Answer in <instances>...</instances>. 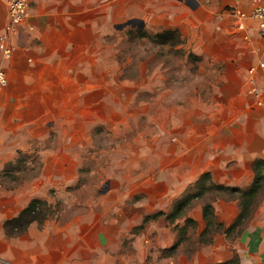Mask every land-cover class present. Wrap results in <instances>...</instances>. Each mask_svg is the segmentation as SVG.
I'll return each instance as SVG.
<instances>
[{"label":"rangeland","instance_id":"374dc122","mask_svg":"<svg viewBox=\"0 0 264 264\" xmlns=\"http://www.w3.org/2000/svg\"><path fill=\"white\" fill-rule=\"evenodd\" d=\"M91 8L96 13L86 12L85 29L72 34L74 45L63 62L30 61L40 41L27 23L13 40L12 58L5 60L0 53L7 77L0 89V186L21 204L31 198L51 203L58 210L49 219L54 221L60 216L94 218L100 210L127 215V204L141 201L155 211L168 188L158 171L175 168L173 156L192 155L194 91H204L208 81L220 84L240 52L235 36L239 19L231 0H85V9ZM7 22L5 11L0 33ZM167 30L176 34L166 43L140 37L141 31ZM61 38L46 36L55 44L50 51L62 55L65 49L57 47ZM197 189L188 185L176 205L240 199L238 192L208 184ZM263 200L264 182L250 211ZM204 223L201 230L192 222V243L183 247L184 254L226 234V225ZM121 247L122 254L130 252L122 263L131 258L140 264L155 252L145 257L140 243L134 249L125 239Z\"/></svg>","mask_w":264,"mask_h":264},{"label":"crops","instance_id":"0c3cea01","mask_svg":"<svg viewBox=\"0 0 264 264\" xmlns=\"http://www.w3.org/2000/svg\"><path fill=\"white\" fill-rule=\"evenodd\" d=\"M231 2L250 19L253 4L249 0ZM92 10L95 14L96 9H85V0H32L28 14L34 20L27 21L32 30L28 32L40 42L34 44L38 52L31 53L34 59L30 61L53 65L56 58L63 62L66 52L74 45L69 42L73 41L72 34L84 31L86 12ZM5 11V2L0 0V15H5ZM235 28L239 55L232 71L222 74L220 84L208 81L204 91H194L192 155L173 156L175 168L158 171V176L162 174L160 182H165L168 188L157 199L156 210L148 211L146 203L141 201L127 204V215L116 216L111 210L106 213L100 210L94 218L60 216L42 226L31 223L23 233L8 237L3 222L15 217L30 199L21 204L12 191L0 186V264H137L131 262V258L129 262H120L125 255L121 247L124 239L129 240L134 249L140 243L145 257L155 250L152 259H143L140 264H217L230 259H235L236 264H264V200L249 212L234 234L215 235L212 241L188 254L183 253V247L192 243L189 241L192 222L187 223V219L204 229L201 205L192 207L191 200L177 216L166 217L174 212L177 197L188 185H192L194 191L200 185L211 183L248 189L254 178L253 161L264 160V71L258 68V62L264 60V38L255 20H238ZM51 33L62 34L57 46L65 49L62 55L50 51L55 44L51 39L46 40V36L50 38ZM259 95L260 104L256 102ZM203 174H208L210 179L198 182ZM210 204L216 223L229 226L240 213L238 198ZM156 212L163 214L140 228L143 217ZM179 219H184L183 225L177 224ZM182 226L186 228L184 234L180 233ZM178 239L175 250L161 256V252L169 250Z\"/></svg>","mask_w":264,"mask_h":264},{"label":"trees","instance_id":"16d2710c","mask_svg":"<svg viewBox=\"0 0 264 264\" xmlns=\"http://www.w3.org/2000/svg\"><path fill=\"white\" fill-rule=\"evenodd\" d=\"M176 34V30H167L162 32H157L153 35H147L144 31H141L140 37L149 36L157 43H166L169 42V36ZM252 170L254 173L253 183L252 185L245 190L238 189L236 187H226L223 185H216L211 183L210 185L215 187L219 190H226L230 192H238L240 193L239 205H240V213L238 214L236 220L225 228L226 235L232 233V230L239 227L240 224H243V221L246 219L249 211L251 209V202L255 198V196L259 193L262 188L264 182V160L263 159H256L252 163ZM208 174H203L199 179L198 182H203L205 180H209ZM177 207V208H176ZM184 207V204L180 202V204L175 206V212L167 214V218H173L177 216L179 211H181ZM57 208L52 205L51 203L47 202L46 200L40 198H31L26 206H24L20 212L12 218L6 219L3 222V229L5 234L8 237L17 236L23 233L31 223H37L38 226H42L45 222L53 217H56L58 214ZM162 212H156L153 214H149L143 217L142 228L143 224L148 223L149 221L156 219L158 216L162 215ZM202 215L206 222V226L210 223L214 222V215H213V208L211 204H204L202 207ZM188 222H193L190 219H187ZM221 226V223H218ZM183 229V233H184ZM235 231V230H234ZM181 233V228H180ZM180 239L176 241V243L172 246L175 250L177 245L179 244ZM172 250V252L174 251ZM217 264H236L235 259H230L227 261H223Z\"/></svg>","mask_w":264,"mask_h":264},{"label":"built area","instance_id":"2783aa9c","mask_svg":"<svg viewBox=\"0 0 264 264\" xmlns=\"http://www.w3.org/2000/svg\"><path fill=\"white\" fill-rule=\"evenodd\" d=\"M32 0H4L8 22L0 35V53L3 59L9 60L15 50L14 38L18 29L27 23L28 10ZM253 4L250 14L251 20H255L259 34L264 38V0H249ZM235 16L239 20L245 19V15L238 7L235 8ZM28 29L31 27L28 25ZM258 68L264 71V60L258 62ZM252 70L249 71L251 73ZM7 85V77L0 68V89ZM261 96L256 97V102L261 103ZM264 114V112H263Z\"/></svg>","mask_w":264,"mask_h":264}]
</instances>
